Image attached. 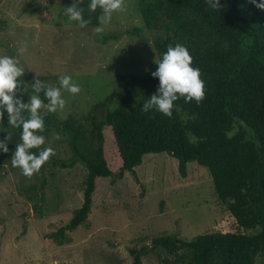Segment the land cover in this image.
<instances>
[{"label": "trees", "instance_id": "16d2710c", "mask_svg": "<svg viewBox=\"0 0 264 264\" xmlns=\"http://www.w3.org/2000/svg\"><path fill=\"white\" fill-rule=\"evenodd\" d=\"M74 0H45V5ZM260 0H257L259 3ZM90 0H83L86 27L99 26L101 10L90 12ZM144 27L152 34L159 61L167 48L180 44L193 58L204 81L205 98L186 103L174 102L171 118L156 110L143 112L144 103L157 92L159 79L153 76L118 75L122 94L114 109L94 105L80 120L68 116L58 121L47 111L44 90L39 93L45 109L41 113L45 144L30 151L36 155L51 146L58 153V142L68 147V155L49 160L45 168H73L85 171L82 204L70 220L47 236L57 245L70 243L68 233L87 223L98 195L139 166L147 154L166 153L178 161L182 178L187 164L195 162L207 169L214 193L240 231L199 235L190 240L164 235L152 240L151 250L161 249L159 264H256L264 257V11L251 0H220L212 9L207 0H136ZM76 26H79L74 21ZM142 28L124 32L139 37ZM118 36L104 39L116 40ZM17 98L30 100L24 77ZM25 118L28 112H23ZM22 128L8 122L7 112L0 120V164H11L16 145L21 143ZM53 133L59 139L53 138ZM50 164H52L50 166ZM14 169L21 171L20 168ZM248 231L254 233L248 234ZM147 247L131 249L132 264H141Z\"/></svg>", "mask_w": 264, "mask_h": 264}, {"label": "rangeland", "instance_id": "374dc122", "mask_svg": "<svg viewBox=\"0 0 264 264\" xmlns=\"http://www.w3.org/2000/svg\"><path fill=\"white\" fill-rule=\"evenodd\" d=\"M125 5L107 26H97L104 31L96 33V27L80 28L64 15L70 5L0 0V56L18 61L26 91L34 90L36 79L59 88L65 75L79 85L76 95L60 89L65 106L54 112L58 121L68 116L80 120L97 104L114 109L122 94L117 76H152L159 62L136 0H125ZM134 28H142L139 37L124 34ZM116 35V40L104 41ZM58 145L54 156L64 157L68 147ZM85 174L81 165L47 167L28 178L12 162L0 164V264H132L130 250L144 247L149 250L141 264H159L161 249L151 250L155 238L190 240L240 231L217 199L206 168L188 163L182 178L178 161L160 153L143 156L141 164L114 185L107 178L106 191L98 195L101 200L87 223L68 233L69 244L57 245L47 236L81 206ZM256 264H264V257L259 255Z\"/></svg>", "mask_w": 264, "mask_h": 264}, {"label": "clouds", "instance_id": "9594fccd", "mask_svg": "<svg viewBox=\"0 0 264 264\" xmlns=\"http://www.w3.org/2000/svg\"><path fill=\"white\" fill-rule=\"evenodd\" d=\"M212 9L220 8V0H207ZM258 9L264 11V0H251ZM83 0H74L71 6L64 10V15L71 21L78 23L80 28H85L90 20L84 19V9L80 7ZM90 12L101 10L98 17L99 24L107 26L114 12L126 10L125 0H90L88 5ZM104 27H96V33H102ZM21 52L26 49H21ZM157 63L158 67L151 75L159 79L157 92L149 97L144 103L142 111L148 112L156 110L169 118L173 115L174 102L184 98L186 103L193 100L197 104L205 98V85L201 79L199 68L192 66L193 58L185 46L176 44L174 47L169 46L163 54L162 60ZM24 70L18 66V61L9 56H0V120L7 112L8 122L13 127L22 128L21 143L16 145L12 155L13 167L21 169L25 177L31 178L38 173L41 167L54 155L53 148H43L39 155L32 153L33 148H40L45 144L46 138L39 133L45 131L44 119L40 110L45 107L44 101L40 98L39 93L43 89L44 96L48 100L47 111L54 113L57 109H63L65 100L61 95V88L65 89L72 95L78 94L81 89L78 84L72 81L70 76H61L59 80L60 87H52L43 84L36 79L33 89L37 94L32 95L28 103L17 98V90L21 86L18 78L23 76ZM28 112L25 118L23 112ZM54 139H59V135L53 133ZM0 150L7 153L9 151L4 141L0 142Z\"/></svg>", "mask_w": 264, "mask_h": 264}]
</instances>
